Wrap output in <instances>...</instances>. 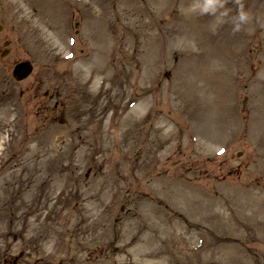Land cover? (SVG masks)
I'll return each mask as SVG.
<instances>
[{"label":"rangeland","instance_id":"obj_1","mask_svg":"<svg viewBox=\"0 0 264 264\" xmlns=\"http://www.w3.org/2000/svg\"><path fill=\"white\" fill-rule=\"evenodd\" d=\"M0 264H264V0H0Z\"/></svg>","mask_w":264,"mask_h":264},{"label":"water","instance_id":"obj_2","mask_svg":"<svg viewBox=\"0 0 264 264\" xmlns=\"http://www.w3.org/2000/svg\"><path fill=\"white\" fill-rule=\"evenodd\" d=\"M31 70L32 64L29 61H21L14 65L12 69V76L16 80H22L29 75Z\"/></svg>","mask_w":264,"mask_h":264},{"label":"clouds","instance_id":"obj_3","mask_svg":"<svg viewBox=\"0 0 264 264\" xmlns=\"http://www.w3.org/2000/svg\"><path fill=\"white\" fill-rule=\"evenodd\" d=\"M247 20H248V14L245 11L241 10L239 13V21L243 23V22H246ZM239 27H240V24H237L236 29L239 30Z\"/></svg>","mask_w":264,"mask_h":264}]
</instances>
